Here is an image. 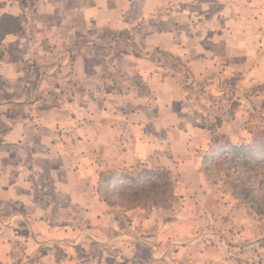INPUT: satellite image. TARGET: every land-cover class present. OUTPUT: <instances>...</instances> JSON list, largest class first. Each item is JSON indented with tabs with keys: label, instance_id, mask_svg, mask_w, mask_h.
<instances>
[{
	"label": "rangeland",
	"instance_id": "374dc122",
	"mask_svg": "<svg viewBox=\"0 0 264 264\" xmlns=\"http://www.w3.org/2000/svg\"><path fill=\"white\" fill-rule=\"evenodd\" d=\"M199 1L200 8L191 0L184 5L198 12L193 45L148 54L181 88V96L167 97L170 106L162 97V118L152 106L157 95L135 90L117 100L104 93L105 78L94 94L73 95L79 83L71 77L54 89L41 80L37 94L38 81L26 74L21 85L28 91L11 97L2 37L19 22L0 15V264H264V74L254 66L264 27H248V58H225L243 36L237 18L264 23V0ZM211 14L217 26L208 30ZM194 51L197 59L188 56ZM108 97L112 121H129L128 107L150 116L155 127L137 145L127 136L141 128L101 134L92 120L83 127L97 115L98 99ZM82 105L93 111L83 117ZM226 143L245 150L232 157L225 146L211 160ZM131 147H138L133 160ZM153 174L159 185L148 196L134 200L124 189L147 185Z\"/></svg>",
	"mask_w": 264,
	"mask_h": 264
},
{
	"label": "crops",
	"instance_id": "0c3cea01",
	"mask_svg": "<svg viewBox=\"0 0 264 264\" xmlns=\"http://www.w3.org/2000/svg\"><path fill=\"white\" fill-rule=\"evenodd\" d=\"M167 1L0 0V6H2L0 15H10L19 22L16 29L7 32L2 37L3 45L8 50L7 55L5 54V61L8 64L7 72L4 75L7 85L5 93L12 94L11 97H23L28 91L26 87L21 85L26 74L31 75L30 80L38 81L35 82V85L39 86L38 93L35 91L37 94L41 93V88H44V85H50L53 89L56 86L59 88L60 84L68 77H71L75 85L79 83L78 87L74 86L73 95H86L90 92L94 94L95 91L92 90L95 83L98 85L99 82L97 81L105 78L104 80L108 82L110 87L104 93L117 100L124 93L129 96L135 94V90L157 95L158 98L154 101L155 105L152 106L155 107L153 109L155 112L161 113L157 114L156 117L162 118L163 113L167 111L163 105L162 97L167 98L171 94L181 96V88L179 82L173 86L171 82L173 77L166 74L163 68L158 70L149 55L155 49L167 51L168 56L169 51L175 52L172 50L175 48L182 52L181 49L192 44L195 35L190 32L197 26L198 17L196 9L184 6L189 0H171L168 3ZM191 1L194 2V6L199 5V8L201 7L202 3L199 0ZM243 12L241 9L239 16ZM209 18L210 23L206 28L212 30L216 28L217 21L212 14ZM156 19L160 23L157 24ZM184 19H187L188 22H183ZM239 19L237 18L236 21L239 26L243 24L241 30L243 36L235 49L233 47L226 52L225 58H229L227 59L228 62L235 56H243L246 53L247 58L249 57L251 42L247 37H244L246 33L248 34V27H264V23L251 24L248 18ZM168 20L172 22L168 24ZM221 28L226 31V34H230L231 29L229 27ZM261 32L263 34L258 37L259 41L255 49L257 56L254 60L256 63L254 66L257 65V68L263 66L261 73L264 74V28ZM193 43L194 46L198 45L196 41ZM208 43L213 46L222 44L221 41L215 39ZM207 49L209 48L207 47ZM230 51L235 52L227 55ZM184 52L187 53L188 51L184 50ZM209 54L208 58L212 55L211 52ZM188 56L197 59L196 51ZM16 68L17 71H15ZM33 74L34 77H32ZM41 80L44 81V85L43 83L40 84ZM9 83H11V88H9ZM112 86H114V91L108 93ZM213 87L216 88L214 85ZM117 89L119 90L116 91ZM172 99L174 98L172 97ZM98 100L96 116H87V112L93 111L89 105H82L80 108L79 112L83 113V117L87 116L83 127H91L92 120L97 127L102 129L101 134L103 130L109 127H125L127 130L131 127L141 128L139 135L131 133L127 136L132 145H137L142 141L140 137L146 128L155 127L154 123H151L150 116L147 115L144 118L143 112L135 113L136 111L132 107L125 109L127 116L131 115H129L130 123L126 120V115L122 117L113 116L118 121H112L110 98ZM4 102L16 103L20 102V98ZM169 102L171 101L168 99V106L171 105ZM133 103L137 104L138 102L134 100ZM156 105L158 106L156 107ZM76 106L69 108L76 110ZM118 110L121 108H115L114 111ZM133 114L138 119H134ZM170 116L173 119H178V114L167 115L168 118ZM51 122L53 121L44 122V125L50 126ZM118 136L120 138V135ZM132 149L133 147L129 149L131 160L138 155V147Z\"/></svg>",
	"mask_w": 264,
	"mask_h": 264
},
{
	"label": "trees",
	"instance_id": "16d2710c",
	"mask_svg": "<svg viewBox=\"0 0 264 264\" xmlns=\"http://www.w3.org/2000/svg\"><path fill=\"white\" fill-rule=\"evenodd\" d=\"M225 146L231 148V150H232L231 151L232 157L234 156V153L239 154L240 151H244L245 150L244 147H240V146H236V145H233L232 146V145H229L228 143H226L224 145H220L219 147H217L215 149L217 152H213L212 155H211V157H210V159L211 160H214V158H215V155L214 154H217L218 153V150H222L221 148H223ZM253 150L254 149H251L249 151L252 152ZM262 150H264V147L262 148ZM243 162H245V160ZM160 175H163V174L160 173ZM156 177H157V175L156 174H153L152 175V178H151V181H149V183L147 185H146V182L145 181H141L140 186H135L133 188H126L125 187L124 189H127V191L132 194L131 196H133V199L134 200H137V198L139 197V195L141 193H144L146 196H148V194L152 193L156 189V187L159 185L158 179H156ZM116 189H117V187L114 188V190H116ZM245 190L246 189H244V191ZM246 192H247V190H246ZM252 201H256L255 200V197H252Z\"/></svg>",
	"mask_w": 264,
	"mask_h": 264
}]
</instances>
